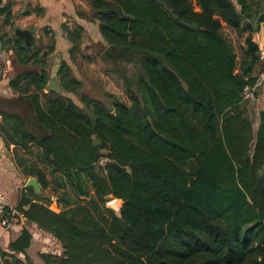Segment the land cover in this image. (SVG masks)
Listing matches in <instances>:
<instances>
[{
	"label": "trees",
	"instance_id": "1",
	"mask_svg": "<svg viewBox=\"0 0 264 264\" xmlns=\"http://www.w3.org/2000/svg\"><path fill=\"white\" fill-rule=\"evenodd\" d=\"M87 1L94 54L129 103L107 90L92 96L66 60L89 57L81 24L65 25L62 92L45 91L54 47L0 29L13 63L31 66L9 79L15 95L0 108V132L32 155L23 172L41 187L26 186L14 209L62 246L39 252L43 263L264 264V110L254 129L243 99L263 67L254 36L264 0H195L198 9L192 0ZM0 12L11 25L8 0ZM225 25L246 33L239 52ZM24 224L0 245V264H27Z\"/></svg>",
	"mask_w": 264,
	"mask_h": 264
},
{
	"label": "crops",
	"instance_id": "2",
	"mask_svg": "<svg viewBox=\"0 0 264 264\" xmlns=\"http://www.w3.org/2000/svg\"><path fill=\"white\" fill-rule=\"evenodd\" d=\"M7 0H3V3ZM11 6V25L3 23L4 15L0 12V29L7 31L9 37L21 39L27 46L33 45L44 48L45 51L52 45L54 48L48 54L49 70L51 69L54 58L62 57L67 53L69 40L65 31V25L74 23L81 24L85 31L83 38L97 41L98 28L97 20H91L90 4L87 0H8ZM196 9L195 0H192ZM82 12V14H79ZM226 26V25H225ZM17 29H28L31 32V41L26 44L25 38L16 33ZM241 35L240 44H243L244 35ZM261 44L264 42V27L260 25L254 36ZM13 50L5 48L0 42V108L6 107L5 99L15 95L9 79L16 72L22 71L31 66H22L13 63ZM264 65V62L262 63ZM250 114H253L254 121L257 124L259 112L264 110V81L254 88L253 96L250 98ZM2 116L0 114V121ZM22 158L33 159L32 155L16 146L14 143H8V140L0 132V191L8 198L10 203L15 206L20 193L25 190L26 181L31 174L23 172L24 164ZM42 166V165H40ZM53 210L59 211L55 199L49 205ZM15 211L14 217L8 224H3L0 214V245L7 247L8 241L14 239L20 227L25 223L24 217ZM32 233V240L26 249L29 258L27 264H44L39 256V252L46 251L55 254L62 252V246L53 236L35 223L24 224ZM53 245V248H51ZM55 248V249H54ZM22 258L24 259L23 255Z\"/></svg>",
	"mask_w": 264,
	"mask_h": 264
},
{
	"label": "rangeland",
	"instance_id": "3",
	"mask_svg": "<svg viewBox=\"0 0 264 264\" xmlns=\"http://www.w3.org/2000/svg\"><path fill=\"white\" fill-rule=\"evenodd\" d=\"M223 30L235 45L237 52H239L241 36L227 26H224ZM82 39L83 45L86 46L85 54L89 55V57L86 59H80V56L77 55V63H73L69 56H66L65 58L72 65L76 74L83 80L85 91L89 92L92 96L100 97L102 91L107 90L117 94L123 101L129 103L130 101L127 92L123 88L121 79L113 71L106 72L105 62L98 54H94V50L98 51L101 48L98 41L94 42L92 39H86L83 37ZM251 118L255 129L257 124L254 121L253 114H251ZM51 248H53V245H51Z\"/></svg>",
	"mask_w": 264,
	"mask_h": 264
},
{
	"label": "water",
	"instance_id": "4",
	"mask_svg": "<svg viewBox=\"0 0 264 264\" xmlns=\"http://www.w3.org/2000/svg\"><path fill=\"white\" fill-rule=\"evenodd\" d=\"M16 33L21 34L25 38L26 44L30 43L31 32L28 29H17ZM60 63H61V57L60 56L55 57L54 63L52 65V69L50 71V77H49L47 84L45 86V91H47L49 89H54L56 91L62 92V88H61V86L59 84V80L57 78V73H58V69L60 67ZM94 142L98 143V139L95 138ZM26 185L34 188V190L37 193L41 192L40 184H39V182L35 176L29 177L26 181ZM106 199L108 200V205L118 213L119 209H120V200L118 198H112V196L110 194L106 195Z\"/></svg>",
	"mask_w": 264,
	"mask_h": 264
},
{
	"label": "built area",
	"instance_id": "5",
	"mask_svg": "<svg viewBox=\"0 0 264 264\" xmlns=\"http://www.w3.org/2000/svg\"><path fill=\"white\" fill-rule=\"evenodd\" d=\"M262 25L264 27V20L262 22ZM258 57H259V60L263 63L264 62V42L260 44L259 46ZM263 81H264V65L258 71L254 84L252 86H246L244 88L243 99H250L253 96L254 88ZM103 160H105V158H102L100 162L102 163ZM5 208L10 210L9 214H13L16 211L14 209V206L8 200V198L0 191V214L2 215L1 221L3 224H8L9 223L8 217L3 218V212ZM19 215L23 217L22 213H19Z\"/></svg>",
	"mask_w": 264,
	"mask_h": 264
}]
</instances>
